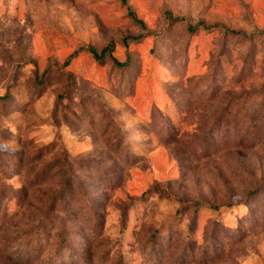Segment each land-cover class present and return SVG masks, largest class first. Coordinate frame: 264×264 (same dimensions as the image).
<instances>
[{
	"label": "rangeland",
	"instance_id": "1",
	"mask_svg": "<svg viewBox=\"0 0 264 264\" xmlns=\"http://www.w3.org/2000/svg\"><path fill=\"white\" fill-rule=\"evenodd\" d=\"M0 264H264V0H0Z\"/></svg>",
	"mask_w": 264,
	"mask_h": 264
},
{
	"label": "trees",
	"instance_id": "2",
	"mask_svg": "<svg viewBox=\"0 0 264 264\" xmlns=\"http://www.w3.org/2000/svg\"><path fill=\"white\" fill-rule=\"evenodd\" d=\"M129 14H130L131 18L134 20V22L136 24L140 25L142 28H145V25H144L143 21L139 20L137 18V16L133 12L130 11ZM165 18L171 24H180V23L186 22L185 18L174 17L169 12L166 13ZM187 30L190 33H196L198 31H216V30H221V31L228 32V33H231V34H234V35H242V36L248 38L245 34L240 33L238 31L230 30L229 28H226L225 26H222L220 24L207 25L204 22H198L195 25L188 24ZM143 38H144V36H142V37L139 36V37H135V38H125L123 40V45L125 47H128V44H129L130 40L131 41H139V40H141ZM82 51H85V52L91 54L93 56L94 60L96 62H98V63H102L106 58H108L112 62V64L115 67H117L118 69H127V68H129L131 66V58L128 56L125 62H120L119 60H117L114 57V54H113L114 50H113V47L110 46V45L106 46L105 48H103L100 51H98L97 49H95L92 46H88V47L82 49ZM70 60L71 59H69L66 64H69Z\"/></svg>",
	"mask_w": 264,
	"mask_h": 264
}]
</instances>
